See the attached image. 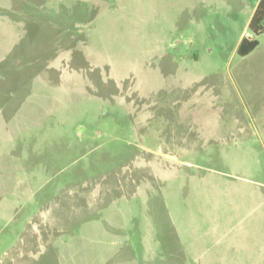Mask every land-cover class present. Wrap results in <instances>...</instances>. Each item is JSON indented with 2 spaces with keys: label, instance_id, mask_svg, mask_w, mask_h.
<instances>
[{
  "label": "rangeland",
  "instance_id": "374dc122",
  "mask_svg": "<svg viewBox=\"0 0 264 264\" xmlns=\"http://www.w3.org/2000/svg\"><path fill=\"white\" fill-rule=\"evenodd\" d=\"M255 3L0 0V264H264Z\"/></svg>",
  "mask_w": 264,
  "mask_h": 264
},
{
  "label": "crops",
  "instance_id": "0c3cea01",
  "mask_svg": "<svg viewBox=\"0 0 264 264\" xmlns=\"http://www.w3.org/2000/svg\"><path fill=\"white\" fill-rule=\"evenodd\" d=\"M258 2L259 0H256L255 6L250 12V18L253 15ZM242 38L251 39L252 36L247 32L244 35H242L240 41L242 40ZM239 57L241 58V60L239 62V67L237 68L236 80L240 82L241 85L240 87L242 88V90L246 95L247 94H250L251 96L253 95L252 101L250 103H251V110L255 112L254 115L256 119H252V120L256 122H261L263 124L264 122V47L260 46V42H259L258 46L251 53H249L246 56H239ZM249 72L251 73L250 75L251 84L248 83L249 81H248L247 73ZM258 104L263 105V107H259ZM240 119L242 120L243 118L240 117ZM235 121L237 124H239L237 120ZM261 123L260 125H262ZM242 128H245L244 130L246 132V128L253 130L254 126L253 123L245 126L244 122L241 121V127H239V125L238 126L236 125V129L240 130Z\"/></svg>",
  "mask_w": 264,
  "mask_h": 264
},
{
  "label": "trees",
  "instance_id": "16d2710c",
  "mask_svg": "<svg viewBox=\"0 0 264 264\" xmlns=\"http://www.w3.org/2000/svg\"><path fill=\"white\" fill-rule=\"evenodd\" d=\"M247 29L252 38H242L236 50L239 56L251 53L258 46V37L264 34V0H259Z\"/></svg>",
  "mask_w": 264,
  "mask_h": 264
}]
</instances>
